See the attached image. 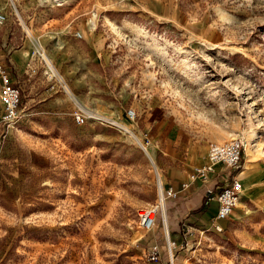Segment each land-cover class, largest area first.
Listing matches in <instances>:
<instances>
[{"label": "rangeland", "instance_id": "obj_1", "mask_svg": "<svg viewBox=\"0 0 264 264\" xmlns=\"http://www.w3.org/2000/svg\"><path fill=\"white\" fill-rule=\"evenodd\" d=\"M45 1L34 8L55 20L32 43L72 90L24 91L10 127L0 100V264H149L164 229L140 228L139 212L167 168L189 179L210 142L240 137V172L264 176V0ZM9 29L23 36L16 18ZM190 236L176 264H264V246Z\"/></svg>", "mask_w": 264, "mask_h": 264}, {"label": "crops", "instance_id": "obj_2", "mask_svg": "<svg viewBox=\"0 0 264 264\" xmlns=\"http://www.w3.org/2000/svg\"><path fill=\"white\" fill-rule=\"evenodd\" d=\"M34 5L35 0H27L26 3H23V7L20 8L29 18L26 23L23 20L18 21L16 19L21 25L22 37L18 38L11 29L0 33V60L9 69L13 83L21 87L22 95L24 91H33L43 85L49 87L48 91H64L58 86L53 87L52 83L46 81L41 71L37 74H32L27 69V62L29 61L34 46L31 35L26 34L25 30L27 27H31L32 32H41L45 30V26L52 24L55 20L52 12L51 16L53 18H50L48 14L45 15L43 13V10L38 12V9L34 8ZM34 10L35 12H33ZM36 18H38V24L34 26V19ZM67 85L68 89L72 90L71 86L69 84ZM72 95L76 94L73 92ZM71 99L77 103L73 96H71ZM244 163L243 160L241 166L233 171L217 164L214 167L215 172L211 174V178L207 183L193 182L177 198L168 200L166 206V228L172 239L177 240L180 245H187L189 238H191V230L197 228L198 230L213 231L237 246L247 248L264 246V203L259 201V198L263 197L264 188L261 190L257 188V184L260 181L262 182L264 176L258 173L256 165L253 175H242L244 171H240ZM247 167L245 166V168ZM232 173L238 174L244 185V191L231 215L219 220L223 230L218 231L213 224V217L217 211L212 212L207 206L211 205L213 201L209 202L205 196V191L209 187H215L217 191L221 190L224 186L223 179L228 178ZM162 179L165 180L163 181L165 187L173 186L177 190H180L182 183L188 179V171L186 168L173 165L166 169ZM157 219L159 222H163L160 214ZM163 229V241L165 242V226H163ZM157 241L162 243L160 236L153 237L150 245H153ZM164 259H167L166 252H164ZM149 264L161 263L154 262Z\"/></svg>", "mask_w": 264, "mask_h": 264}, {"label": "built area", "instance_id": "obj_3", "mask_svg": "<svg viewBox=\"0 0 264 264\" xmlns=\"http://www.w3.org/2000/svg\"><path fill=\"white\" fill-rule=\"evenodd\" d=\"M4 6H0V26L6 24L11 17L16 18L18 21L22 20L20 13V5L18 0H7ZM43 1V0H42ZM52 1L53 5L63 6L66 0H46L45 2ZM9 4V5H8ZM41 6V4L39 5ZM27 27L26 34L33 33ZM77 38H83V32L77 30L73 34ZM34 46V45H33ZM42 68V74L46 81L52 83L53 87L58 86L65 92H68V85L61 75L52 60H47L39 51L34 47L29 61L27 62V69L32 74H37ZM0 100L3 107L1 120L5 126L15 125L20 118L21 110L20 105L22 102L21 87L15 85L12 81L9 69L4 65H0ZM128 115L131 117L136 116V109L133 106L128 108ZM75 120L77 123H83L84 117L78 112H75ZM244 143L240 137L232 138L223 142H210L208 145L207 162L202 166H194L189 173V179L182 183L180 190L173 186L165 187L163 183L159 182L158 197L154 204L143 208L139 212V227L145 231H150L155 228L158 222V215L162 217V224L165 226V245L155 242L150 246L147 254V263L160 262L161 264H176L177 256L175 252L179 248H184L187 245L172 239L167 230L166 224V206L170 199H175L193 182L207 183L211 174L215 172L213 165H222L229 170H237L243 161ZM224 186L221 190L217 191L215 187H209L205 191V196L211 201L218 202V210L213 217V224L216 230L222 231L223 228L219 220L227 218L231 215L234 208L238 205L244 191V185L239 178L238 174L232 173L228 178L223 179ZM201 233L207 230H199ZM167 251L168 258L164 259V252Z\"/></svg>", "mask_w": 264, "mask_h": 264}, {"label": "bare ground", "instance_id": "obj_4", "mask_svg": "<svg viewBox=\"0 0 264 264\" xmlns=\"http://www.w3.org/2000/svg\"><path fill=\"white\" fill-rule=\"evenodd\" d=\"M36 45H37V48H36V50L37 51H39L43 56H44V49H42V47H41V44L39 43V42H37L36 41ZM45 57V56H44ZM46 58V57H45ZM47 59V58H46ZM68 91L70 92V90L68 89ZM73 96V98H74V100H77V97L75 96V95H72ZM95 115V114H94ZM94 117V116H93ZM120 124H122V123H120ZM123 125V124H122ZM127 127V126H126ZM125 127V128H126ZM152 160H153V157H152ZM153 162H154V160H153ZM217 164H215V165H213V167H215ZM162 183V182H161Z\"/></svg>", "mask_w": 264, "mask_h": 264}]
</instances>
